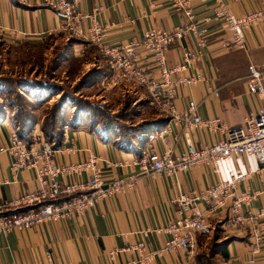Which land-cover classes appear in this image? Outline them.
I'll return each instance as SVG.
<instances>
[{"label": "crops", "instance_id": "1", "mask_svg": "<svg viewBox=\"0 0 264 264\" xmlns=\"http://www.w3.org/2000/svg\"><path fill=\"white\" fill-rule=\"evenodd\" d=\"M49 1L0 0V40L10 45L48 49H51V43L59 45L57 49L62 56H84L85 64L94 66L95 79L103 85L109 72L94 43L85 37H68L61 33L46 35L60 25ZM181 1L192 14L193 26L204 30L205 45L191 60L187 71L171 73L170 79L174 81L194 74L201 75L202 79L193 85L175 86L170 101L171 113H163L166 121L159 129L163 131V137L148 140L147 135L139 143L140 134L107 133L95 126L77 127L76 120H69L62 127L61 144L53 155L57 165L77 164L93 157L103 184L134 178L133 184L98 199L82 216L71 215L24 230L0 232V264H125L134 261L136 252L125 248L140 239V231H147L143 238L147 252L155 251L167 239L163 229L178 217L170 205L173 196L179 192L201 191L217 179L237 177L235 191L252 195L248 207L241 210L244 217L264 209V172L254 171L256 162L251 157H231L220 161L217 175L199 165L188 172L149 178L140 175L133 164L149 149L157 154L169 151L171 156H177L183 147L181 115L186 111L188 101L195 103L199 118L219 120L213 127L198 126L189 132L195 148L223 138L225 127L241 125L261 105V98L247 90L243 73L248 64L255 68L264 64V22L253 24L244 32L241 50H230V33L215 17L218 7L214 0ZM222 1L226 11L235 17L264 6V0ZM74 5L83 15L93 13L97 22L105 27L101 42L106 46L127 44L150 29L170 31L187 23L182 12L172 8V0H74ZM88 24L87 19L81 20L84 33ZM184 52H196L192 34L183 35L179 41L167 46V66L172 68L177 64ZM136 54L138 69L156 78L157 71L150 53L138 48ZM260 83L264 91V75ZM117 86H122L133 96L145 92L136 86ZM146 95V102L142 101L148 105L149 97ZM7 125H12L9 117L0 119V147L7 141ZM34 126L36 128L30 130V135L34 130L39 133L40 138L33 141L38 145L44 138L37 129L38 123ZM69 142L75 150L63 151ZM10 163L11 157L0 151V203L36 189L34 172L29 169L14 172ZM88 177V172H82L62 178V181L85 182ZM25 209H2L0 215ZM225 218L226 207L206 215L211 229L218 233L212 243L227 239L222 248L225 254L223 263L247 264L251 260L252 264H264V217L254 221L244 219L234 229L223 228ZM255 234L259 235L258 242ZM209 239V235L197 236L195 250L190 257L174 251L153 256L148 264H193L195 255L205 249Z\"/></svg>", "mask_w": 264, "mask_h": 264}, {"label": "built area", "instance_id": "2", "mask_svg": "<svg viewBox=\"0 0 264 264\" xmlns=\"http://www.w3.org/2000/svg\"><path fill=\"white\" fill-rule=\"evenodd\" d=\"M218 7L215 17L220 19L225 29L230 33V50H241L244 44V32L253 24L264 22V6L256 8L246 14L235 17L229 14L222 0H214ZM49 6L60 25L49 30L46 35L57 36L64 34L68 37H85L94 43L101 52L106 68L109 72L103 85H130L144 89L148 94V105L163 113H171L170 101L177 84L193 85L202 79L199 74L184 76L172 81L171 73L187 71L190 62L205 45L203 29L193 26L192 14L181 0H172V8L179 10L187 19V23L173 30L154 28L144 32L139 38L124 45L106 46L101 42L105 27L97 22L93 13L83 15L78 12L74 0H51ZM89 21L86 32L81 28V20ZM192 34L195 37L196 52H184L180 61L169 68L165 60L167 46L179 41L183 35ZM138 48L148 51L153 59L157 77L145 75L138 69ZM264 75V64L259 68L248 64L243 79L249 92L261 98V105L254 115L245 118L243 123L234 128L223 129V138L216 142L195 148L190 140L189 132L198 126L213 127L218 123L217 118L203 120L196 114V106L192 101L187 102L186 111L181 115L183 121L182 150L177 156H171L169 151L157 154L147 150L134 160L140 175L153 178L155 175L171 176L177 172L190 171L195 166H204L217 175L219 163L231 157L247 156L256 162L255 172H264V91L260 78ZM7 141L0 147L1 152L11 157L10 168L16 172L29 169L34 172L36 189L33 192L21 194L13 199L0 203V210L8 208L26 207L24 211L0 215V232L5 233L13 229L24 230L43 222L55 221L67 216H82L94 203L111 192H118L122 187H130L134 178L113 180L103 184L99 168L93 157L77 164L57 165L54 162V152L48 143L41 141L35 145L33 141L40 138L37 131L31 133L32 141L25 142L13 125H7ZM163 131L148 134V140L161 139ZM72 142L63 151H73ZM82 172H88L85 182L62 181ZM237 177L217 179L211 186L201 191L179 192L170 200V205L178 217L173 219L163 229L167 239L153 252H147L143 238L147 231H140V239L135 244L126 247L134 250L136 259L125 264H148L153 256L180 251L190 257L195 250L197 236L209 234L211 227L206 215L226 207V218L223 228L234 229L244 219L254 221L264 217V209L248 213L246 217L241 210L248 207L252 197L247 192L237 193L235 182ZM255 241L259 235L255 234ZM247 264H252L249 260Z\"/></svg>", "mask_w": 264, "mask_h": 264}, {"label": "rangeland", "instance_id": "3", "mask_svg": "<svg viewBox=\"0 0 264 264\" xmlns=\"http://www.w3.org/2000/svg\"><path fill=\"white\" fill-rule=\"evenodd\" d=\"M58 47L53 43L51 49L10 45L0 40V110L13 126L25 123L33 130L38 123V130L44 124L47 129L50 116L59 118L58 110L64 107L67 121H78L87 115L85 125L91 123L103 131L111 129L126 136L139 134L147 124L163 117V112L143 102L147 98L145 92L141 90L133 96L122 86L104 88L95 79L94 66L85 64L84 56H62ZM100 113L102 117L94 116ZM208 235L203 254H207L218 233L211 229ZM208 263L222 261L214 256Z\"/></svg>", "mask_w": 264, "mask_h": 264}, {"label": "trees", "instance_id": "4", "mask_svg": "<svg viewBox=\"0 0 264 264\" xmlns=\"http://www.w3.org/2000/svg\"><path fill=\"white\" fill-rule=\"evenodd\" d=\"M60 103V102H59ZM59 103H57L53 108L57 107L59 105ZM62 110H58L59 113V118H55V115L52 117V115L50 116L51 119L49 121L48 124V128L45 129V124L44 126H42V129L40 130L43 138H44V142L48 143L49 145H51L52 148H56L61 144V140H62V127L69 123V121L66 120L65 118V113H64V107L61 108ZM53 113V112H52ZM56 114V113H54ZM64 115V116H63ZM102 113L98 114V115H94L95 117H102L101 116ZM5 118V113L0 110V119H4ZM87 118V115L84 116L83 118H80L77 122H76V126L77 127H92L91 123H89L88 125H85L84 122L85 119ZM89 118V117H88ZM87 118V119H88ZM165 118H160L156 121H154L153 123L147 124L146 127L142 128L140 131H138V133L140 134V138L141 140L139 141V143H141L143 141L144 138H146V136L148 135V133L155 131V130H159L164 126L165 123ZM100 123H102L101 121H98ZM93 124V122H92ZM94 125V124H93ZM14 128L17 129L19 136L21 139H23L25 142H30L31 140V135H30V128L27 127V125L24 124H14ZM111 129H106L105 132L109 133L111 132ZM21 212V211H20ZM227 242V239L221 240L218 243H211L207 249V254H203V251H199L197 252V254L195 255L194 258V262L193 264H209V260L211 259V257H214L216 255L219 256V258L222 261V264L224 259H225V254H224V250H222V248L224 247L225 243ZM208 253L211 254L210 256H208Z\"/></svg>", "mask_w": 264, "mask_h": 264}]
</instances>
